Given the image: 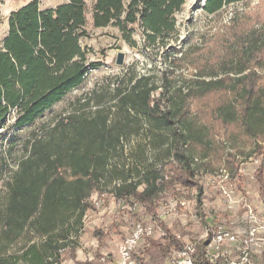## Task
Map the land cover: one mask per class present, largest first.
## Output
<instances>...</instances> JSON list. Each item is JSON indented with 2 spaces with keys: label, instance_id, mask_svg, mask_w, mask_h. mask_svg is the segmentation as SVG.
Masks as SVG:
<instances>
[{
  "label": "trees",
  "instance_id": "trees-1",
  "mask_svg": "<svg viewBox=\"0 0 264 264\" xmlns=\"http://www.w3.org/2000/svg\"><path fill=\"white\" fill-rule=\"evenodd\" d=\"M239 1L206 0L203 8L213 14ZM185 2L95 0L93 21L118 26L132 46L140 23L150 44L166 45ZM85 26L84 0L44 9L31 0L11 13L0 47V127L13 109L18 127L34 122L101 65L88 64ZM203 47L171 60L176 69H192L191 78L178 83L174 70L159 77L132 72L83 104L96 108L64 116L29 141L7 192L0 191V264H61L66 252L74 264H93L77 258L76 238L97 208L93 194L105 192L143 204L164 231V249H182L156 203L177 186L198 188L196 208L209 231L195 242L192 259L213 264L207 246L214 230L198 177L204 161L224 160L237 172L253 153L261 156L255 178L264 196V0L237 12ZM94 235L106 244L102 229Z\"/></svg>",
  "mask_w": 264,
  "mask_h": 264
},
{
  "label": "rangeland",
  "instance_id": "rangeland-1",
  "mask_svg": "<svg viewBox=\"0 0 264 264\" xmlns=\"http://www.w3.org/2000/svg\"><path fill=\"white\" fill-rule=\"evenodd\" d=\"M30 0H0V47L8 28V15L13 9L19 8ZM41 8L55 7L69 0H39ZM86 6V30L88 36L81 38V44L91 47L88 55V64L100 62L98 67H91L84 82L69 91L60 101L42 113L34 122L18 127L17 109H13L7 116L4 125L0 127V191L7 192V184L17 168L18 160L26 152L28 143L36 136L43 135L60 118L76 111L90 110L95 105L84 107L83 104L90 96L102 95L107 87H116L120 78H127L132 72L139 75H161L171 73L182 81L183 76L191 78L195 72L189 68L176 69L171 60L174 56H183L193 45L205 47L206 39L214 36L225 27L230 26L234 15L239 11L254 10L262 0H245L232 3L220 11L208 14L205 12L204 0H186L180 11L175 13L176 31L162 42L150 44L142 25H135L132 37L136 45H130L125 40L120 28L114 24L96 27L93 21L95 0H84ZM203 47V48H204ZM125 52L124 63L117 64L119 52ZM203 49L200 54L205 53ZM203 62V59L200 60ZM183 73V74H181ZM209 78V77H207ZM159 93V91H158ZM262 163L261 156L252 154L240 163L237 172L224 160L213 159L204 161L198 177L203 187L201 197L202 207L206 217L212 222L209 227L224 224L239 238L243 235L244 223L250 225L247 218V208L243 203L252 205L258 217L257 226H264V210L261 212L254 206L251 198L254 187L257 185L255 171ZM198 188L191 189L177 186L175 189H166L157 198L158 214L166 225L182 241L184 246L194 245L196 241L206 238L208 226L198 214ZM261 201L264 197L259 196ZM92 199L97 202V208L90 209L84 218V226L76 238V255L78 259L90 260L93 264H112L119 260L123 263L122 247L125 240L136 232L138 225L152 226V233H144L132 251V259L137 264H171L174 255L179 249L166 251L164 249V231L154 223L152 215L147 212L141 203H123L113 193L105 192L102 195L95 193ZM224 201L225 210L220 208ZM243 217V220H242ZM239 218V219H238ZM152 221V222H151ZM242 227V228H241ZM102 229L107 235L106 244L99 245L95 237V230ZM259 237L264 238L260 232ZM240 239V238H239ZM225 241L219 250L207 246L208 256L213 264H239L243 249L242 245L238 256L233 255L230 243ZM249 247L248 259L241 264H264V245L261 255L262 262L254 257ZM211 249V251H210ZM256 256V255H255ZM236 262V263H233ZM61 264H74V260L66 252L62 255Z\"/></svg>",
  "mask_w": 264,
  "mask_h": 264
},
{
  "label": "built area",
  "instance_id": "built-area-1",
  "mask_svg": "<svg viewBox=\"0 0 264 264\" xmlns=\"http://www.w3.org/2000/svg\"><path fill=\"white\" fill-rule=\"evenodd\" d=\"M243 205L247 208L246 216L249 222H251V224L247 232L246 239L243 240L244 242L243 244L244 245L247 244V247L243 249V253L241 256V262L239 264H241L242 261H245L248 259V255H249L248 246L251 243L261 242L264 244V238L258 236L260 229H263L264 227L256 225L258 222V217L256 215V212L254 211V208L252 207V205L246 202L243 203ZM210 229H213V228H210ZM213 230L214 232H213L212 240L209 243L211 244L212 249L219 250L222 247L223 243L227 240L238 241V237L236 236V234L232 230L226 228L225 225L222 223L219 225H216V227ZM152 231H153L152 226H143L139 224L134 235H132L131 237H128L125 240L124 245L121 250L122 259H123L124 264H134V261L131 256H132V251L134 250L137 244V241L140 239V237L144 233L151 234ZM208 231H209V228L207 229L206 237L208 236ZM194 250H195V244L187 245V246H184L182 249H179V251L175 253L174 258L171 261V264H195L192 259V253L194 252ZM233 263H236V262H233Z\"/></svg>",
  "mask_w": 264,
  "mask_h": 264
},
{
  "label": "crops",
  "instance_id": "crops-1",
  "mask_svg": "<svg viewBox=\"0 0 264 264\" xmlns=\"http://www.w3.org/2000/svg\"><path fill=\"white\" fill-rule=\"evenodd\" d=\"M31 1V0H30ZM29 1H27V2H25V3H23L19 8H21L22 6H24L26 3H28ZM19 8H17V9H13L12 11H11V13L12 12H14V11H17ZM44 9V8H43ZM11 13L8 15V28H7V31H6V34H5V37H4V40H3V43H4V41H5V39H6V37H7V35H8V32H9V18H10V16H11ZM3 46V44L1 45V47ZM255 175V174H254ZM257 181V180H256ZM254 195H252L251 196V198L254 200V206L259 210V211H263L264 210V201H261V200H259L260 199V197L259 196H261L262 195V193H261V191H260V187H259V183L257 182V185L254 187ZM263 196V195H262ZM264 197V196H263ZM220 203V208H222V210L224 211L225 210V205L223 204L224 203V201L223 200H221V202H219ZM239 219V218H238ZM208 220H209V222H212V219L210 218V217H208ZM242 220H243V217H242ZM259 220V219H258ZM244 225V228L242 229V232H243V235L244 234H247V232H248V230H249V227H250V225H247V224H243ZM216 226H211V228H215ZM262 227H264V226H262ZM242 228V227H241ZM260 232H262V233H264V228L263 229H260V231H259V233ZM240 238V239H239ZM238 238V241L237 242H234V243H230V246L231 247H233L232 248V250L231 251H233V255L234 256H238V251H240V249H241V247H242V245H243V240L244 239H246V236H241V237H239ZM264 244L263 243H261V242H254V243H251L249 246H250V248H251V250L254 252L253 254H254V257H257V259L259 260V261H257V263L258 262H262V257H261V255H262V253H263V246ZM256 255V256H255ZM134 261V264H137L136 263V261L135 260H133ZM110 263H112V264H124V263H121V261L119 260L118 262H115V261H112V262H110Z\"/></svg>",
  "mask_w": 264,
  "mask_h": 264
},
{
  "label": "water",
  "instance_id": "water-1",
  "mask_svg": "<svg viewBox=\"0 0 264 264\" xmlns=\"http://www.w3.org/2000/svg\"><path fill=\"white\" fill-rule=\"evenodd\" d=\"M206 0H204V4H205ZM126 53L125 52H119L118 54V58H117V64L121 65L124 63V59H125Z\"/></svg>",
  "mask_w": 264,
  "mask_h": 264
}]
</instances>
